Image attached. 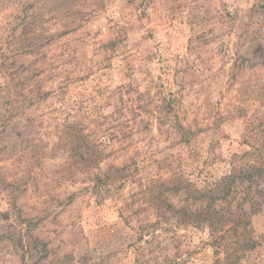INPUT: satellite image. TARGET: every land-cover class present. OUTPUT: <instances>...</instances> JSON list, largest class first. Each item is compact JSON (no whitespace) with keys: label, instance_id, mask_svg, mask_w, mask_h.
<instances>
[{"label":"rangeland","instance_id":"374dc122","mask_svg":"<svg viewBox=\"0 0 264 264\" xmlns=\"http://www.w3.org/2000/svg\"><path fill=\"white\" fill-rule=\"evenodd\" d=\"M254 161L264 0H0V264H216L244 237L174 210Z\"/></svg>","mask_w":264,"mask_h":264},{"label":"trees","instance_id":"16d2710c","mask_svg":"<svg viewBox=\"0 0 264 264\" xmlns=\"http://www.w3.org/2000/svg\"><path fill=\"white\" fill-rule=\"evenodd\" d=\"M262 182H264V161H254L233 171L231 175L224 177L214 187L206 190L205 193H200L203 197H209L210 200L205 209L200 206L196 211L174 210L175 214L190 218L192 223L205 222L208 225L211 245L216 248V255H219L226 248L227 242H229L228 238L232 239V237L238 235L240 238L244 237L241 242L239 239L235 241L238 246L242 245V250H232L231 253L226 254L223 260L218 258L216 264H241L245 251L257 248V243L251 237L250 217L262 211L263 202L248 198L249 204L242 205L244 209H241L239 213L231 209L229 210L230 213H224L225 209L223 208L214 209V201L231 202L235 198L234 194L238 192L239 187L242 185H247L245 188L246 196H250L252 193L262 195L263 189H260ZM239 227H241V233H238Z\"/></svg>","mask_w":264,"mask_h":264}]
</instances>
